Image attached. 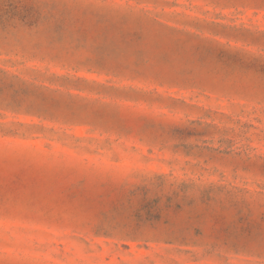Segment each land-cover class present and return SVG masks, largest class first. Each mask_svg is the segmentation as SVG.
Here are the masks:
<instances>
[{"label": "rangeland", "instance_id": "rangeland-1", "mask_svg": "<svg viewBox=\"0 0 264 264\" xmlns=\"http://www.w3.org/2000/svg\"><path fill=\"white\" fill-rule=\"evenodd\" d=\"M0 264H264V0H0Z\"/></svg>", "mask_w": 264, "mask_h": 264}]
</instances>
